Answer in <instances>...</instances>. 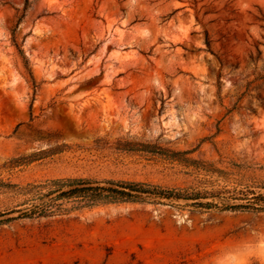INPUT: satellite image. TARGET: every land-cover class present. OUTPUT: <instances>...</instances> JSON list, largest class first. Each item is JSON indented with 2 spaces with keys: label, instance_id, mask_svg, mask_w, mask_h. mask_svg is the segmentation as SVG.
<instances>
[{
  "label": "rangeland",
  "instance_id": "obj_1",
  "mask_svg": "<svg viewBox=\"0 0 264 264\" xmlns=\"http://www.w3.org/2000/svg\"><path fill=\"white\" fill-rule=\"evenodd\" d=\"M66 177L216 206L62 201L0 223V264H264V208L223 209L264 192V0H0V213L30 205L20 186Z\"/></svg>",
  "mask_w": 264,
  "mask_h": 264
},
{
  "label": "trees",
  "instance_id": "obj_2",
  "mask_svg": "<svg viewBox=\"0 0 264 264\" xmlns=\"http://www.w3.org/2000/svg\"><path fill=\"white\" fill-rule=\"evenodd\" d=\"M18 51L22 56L24 63L27 59L21 48ZM31 75V73H30ZM32 76V75H31ZM122 149L143 150L151 153H157L166 157L184 161L189 164L198 165L200 160L187 156L192 150H179L161 146L151 142H139L133 140L121 141ZM51 149H41L26 155H20L19 161H31L52 153ZM6 187H13V183H1ZM264 187V186H263ZM18 193L25 195L24 202L20 205L30 203L29 206L10 210L6 213H0V223H5L17 218H33L39 216H48L57 212L68 210L69 208L60 207L62 201H76L79 206H91L98 203L116 202V201H136L143 197H153L157 200L162 199H187L191 200L190 205L197 207L216 206L211 201H204L207 197L216 196L213 193L193 191L190 193L180 192L174 189H168L157 185H151L140 181L92 178H51L36 183H27L26 186H20ZM252 199L236 200L232 203H226L225 210H254L260 211L264 208V192L253 193ZM18 212L17 215H4Z\"/></svg>",
  "mask_w": 264,
  "mask_h": 264
}]
</instances>
